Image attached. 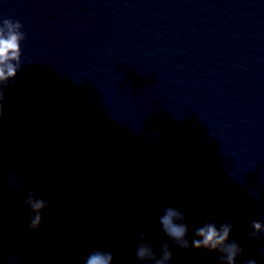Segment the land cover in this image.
<instances>
[{
  "label": "clouds",
  "instance_id": "obj_1",
  "mask_svg": "<svg viewBox=\"0 0 264 264\" xmlns=\"http://www.w3.org/2000/svg\"><path fill=\"white\" fill-rule=\"evenodd\" d=\"M22 28L23 25L19 21L11 18L0 20V115L5 100L4 89L9 86V81H15L21 68V42L26 39ZM38 192L40 189L34 188L22 201L32 214L28 225L32 232L39 229L44 210L51 208L54 202L52 199L46 200L38 196ZM48 196L54 197L55 193L49 192ZM65 219L72 222L75 217L68 215ZM148 224L151 229L159 228L167 239L160 244V250L157 252L152 242V231L142 226L138 231L133 252L137 264H173V261H183L187 250L219 253V264H236L237 258L243 256V246L237 240L231 239V233L236 225L228 219L222 220L218 212L211 213L200 226L193 228L186 212L168 204L163 207L162 214L157 219L150 220ZM241 232L246 238L255 240L258 235L264 233V223L252 221L250 225L243 226ZM174 248L180 251L174 252ZM261 254L264 255V250H261ZM82 264H127V262L117 258L115 243L105 240L88 252ZM244 264H257V260L249 258Z\"/></svg>",
  "mask_w": 264,
  "mask_h": 264
}]
</instances>
